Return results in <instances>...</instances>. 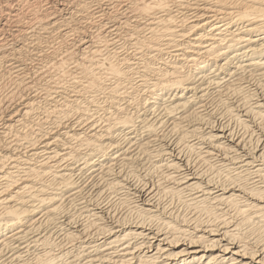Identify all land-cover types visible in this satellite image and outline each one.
<instances>
[{"label": "bare ground", "instance_id": "1", "mask_svg": "<svg viewBox=\"0 0 264 264\" xmlns=\"http://www.w3.org/2000/svg\"><path fill=\"white\" fill-rule=\"evenodd\" d=\"M0 264H264V0H0Z\"/></svg>", "mask_w": 264, "mask_h": 264}]
</instances>
